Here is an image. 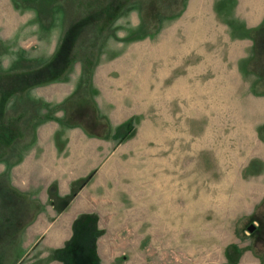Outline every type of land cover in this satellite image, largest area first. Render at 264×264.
<instances>
[{
  "label": "rangeland",
  "instance_id": "374dc122",
  "mask_svg": "<svg viewBox=\"0 0 264 264\" xmlns=\"http://www.w3.org/2000/svg\"><path fill=\"white\" fill-rule=\"evenodd\" d=\"M0 264H264V0H0Z\"/></svg>",
  "mask_w": 264,
  "mask_h": 264
}]
</instances>
